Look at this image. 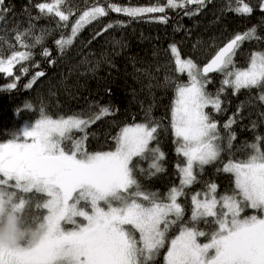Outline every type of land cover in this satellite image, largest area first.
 Listing matches in <instances>:
<instances>
[{"label": "snow or ice", "instance_id": "6c2138e0", "mask_svg": "<svg viewBox=\"0 0 264 264\" xmlns=\"http://www.w3.org/2000/svg\"><path fill=\"white\" fill-rule=\"evenodd\" d=\"M61 2L55 0L56 5ZM204 3L205 0H166L167 7L173 9ZM37 7L41 13L54 12L60 21H69V15L54 5L40 3ZM261 7L264 8V4ZM109 10L130 17L166 12L165 6L160 5L136 8L111 5ZM236 11L251 14L252 8L244 3ZM5 12L4 0H0V20ZM107 14L104 7L98 6L85 11L73 24L67 43L70 44L86 24ZM155 19L167 23L166 15ZM112 27L108 24L104 31ZM102 34L97 33L93 38ZM17 38H21L19 33ZM252 38L259 39L255 37V29L237 34L202 69L190 59H181L177 47L170 46L178 71L186 72L189 78L187 84H176L171 120L177 154L186 158V167L180 169L181 188L195 182L194 167L202 172L204 165L219 160L224 151V137L212 115L204 111L209 106L216 112L221 111L219 93L224 89H219L213 98L205 90L210 82L206 75L222 73V85H229L237 92L241 88L264 89V52L252 54L247 70L236 69L234 65L238 46ZM57 43L63 45L65 40L62 38ZM29 59L28 52H14L6 63L0 58V72L11 75L14 63ZM44 75L43 71L36 72L33 82ZM15 87V83L9 84V88ZM259 99L264 101V91ZM111 114L109 107L101 108L89 119L76 116L52 119L42 114L31 130L0 143V189H8L16 195H42L43 202L35 207L46 210V214L33 218L43 233L39 242L0 248V264H155L166 244L164 264H264V151L259 144L264 138L257 136V143L248 145L252 152L247 159H230L218 169L235 177V190L231 196L221 198L219 211L216 185L210 184L203 200L199 193L192 196L191 218L181 223L184 209L178 197L184 193L172 188L161 199L159 194L144 190L134 175L138 167L132 165L135 157L152 159L151 167L157 173L164 170L158 163L164 158L163 153L149 147L156 139L158 126L146 122L123 127L113 138V151L88 153L84 148L87 127ZM233 123L235 120L224 125L229 133L228 148L235 139L231 132ZM73 129L85 135L74 139L69 135ZM28 202L20 196L15 207L23 211ZM249 208L258 214L242 217L241 213ZM200 223L205 224L208 231L201 230ZM177 224H180L179 234L169 239V230ZM204 236L207 242H199L198 238Z\"/></svg>", "mask_w": 264, "mask_h": 264}, {"label": "trees", "instance_id": "16d2710c", "mask_svg": "<svg viewBox=\"0 0 264 264\" xmlns=\"http://www.w3.org/2000/svg\"><path fill=\"white\" fill-rule=\"evenodd\" d=\"M4 3L0 58L6 61L14 52H28L31 59L18 61L11 75L0 72V143L22 134L23 127L36 122L42 114L52 119L73 116L89 119L101 108L109 107L111 115L102 116L86 129L83 146L88 153L113 151V138L125 126L154 123L158 130L149 147L163 153L164 158L158 163L164 170L155 172L150 158H133L132 165H138L134 175L143 189L159 194L161 199L172 188L180 189L184 193L178 197L184 209L181 223H186L194 210L192 196L199 193L201 198L209 191L208 186L215 184L219 211L221 198L233 194L235 179L232 173L218 169L230 159H247L252 152L248 145L257 143V136L264 138V101L259 99L264 89L241 88L237 92L229 85H222V73L206 76L210 82L205 90L213 98L219 89H224L219 93L221 111L216 112L211 106L204 109L212 115L224 137V151L219 160L204 165L202 172L194 167L195 182L181 188L180 169L186 164V158L177 154L171 120L176 84H187L189 78L186 72L178 71L170 46L177 47L181 59H190L202 69L237 34L255 29V37L259 39L244 40L233 58L236 69L247 70L252 54L264 52V8L261 7L264 0H242V3L241 0H205L203 6L187 4L175 9L168 8L166 0H62L59 5L55 0H4ZM40 3L54 5L69 15V21H60L54 12L41 13L37 7ZM244 3L252 8L251 14L236 11ZM111 5H160L165 6L166 12L130 17L109 10ZM97 6H103L108 14L85 25L75 39L67 43L75 21L83 12ZM189 12L196 14L189 15ZM165 15L167 23L155 19ZM108 24L113 27L104 31ZM100 32L103 34L94 39ZM62 38L65 43L60 45L57 41ZM45 52L48 55H44ZM39 71L45 75L33 82ZM12 83L15 88H9ZM230 120H235L231 124L235 139L228 148L229 133L224 125ZM69 135L80 139L85 133L73 129ZM259 144L264 151V139ZM20 196L29 200L24 209L26 217L33 221L35 212L43 215L44 210L35 207L43 202L42 195L20 193ZM251 212L258 214L255 210ZM199 227L208 231L203 223ZM179 231L180 224L174 225L168 232L169 239ZM198 239L201 243L208 240L207 236ZM167 248L166 244L162 253ZM155 264H160L159 260Z\"/></svg>", "mask_w": 264, "mask_h": 264}, {"label": "clouds", "instance_id": "9594fccd", "mask_svg": "<svg viewBox=\"0 0 264 264\" xmlns=\"http://www.w3.org/2000/svg\"><path fill=\"white\" fill-rule=\"evenodd\" d=\"M18 202L15 193L0 189V248L37 243L43 234L39 225L16 209Z\"/></svg>", "mask_w": 264, "mask_h": 264}, {"label": "rangeland", "instance_id": "374dc122", "mask_svg": "<svg viewBox=\"0 0 264 264\" xmlns=\"http://www.w3.org/2000/svg\"><path fill=\"white\" fill-rule=\"evenodd\" d=\"M98 7H103V6H98ZM146 7H148V6H146ZM125 8H136V7H125ZM91 9H89V10H87V11H90ZM84 13V12H83ZM83 13L81 14V15H83ZM123 14V13H122ZM146 14H149V13H146ZM80 15V16H81ZM79 19V18H78ZM77 19V20H78ZM76 20V21H77ZM75 21V22H76ZM87 25V24H86ZM71 37V31H70V35H69V37L66 39L67 41H68V39ZM66 41V42H67ZM5 63H6V61H5ZM17 63V62H16ZM16 63H14L13 64V66H12V71H13V68H14V66H15V64ZM4 73H7V72H4ZM8 74V73H7ZM34 124H35V122L34 123H32V124H30L29 126H27V125H25L24 127H23V129H22V131L24 132L25 130H31L33 127H34ZM184 167H186V164L184 165ZM183 168V167H182ZM193 173H194V169H193ZM233 174V173H232ZM181 175H182V173H181ZM234 175V174H233ZM182 178H183V175H182ZM234 179H235V177H234ZM17 197H18V199H19V197H20V193L17 195ZM201 200H203V196L201 197ZM218 206V205H217ZM25 208H26V205H25ZM24 208V209H25ZM23 209V213L25 212V210ZM251 211H253L252 209H246L245 211H243L242 213H241V215H242V217H247V216H250V215H253V214H255V213H253V212H251ZM43 214H46V210H44L43 212H42ZM249 213V214H248ZM36 216V212H35V215L33 216V217H35ZM78 219H82V218H78ZM69 227H71V226H69ZM167 252V251H166ZM166 252H164V253H162V251L160 252V254H159V256L161 255L162 257H158L157 258V260H155V263L159 260V262H160V264H164V256L166 255ZM163 258V259H162Z\"/></svg>", "mask_w": 264, "mask_h": 264}, {"label": "water", "instance_id": "95a60500", "mask_svg": "<svg viewBox=\"0 0 264 264\" xmlns=\"http://www.w3.org/2000/svg\"><path fill=\"white\" fill-rule=\"evenodd\" d=\"M213 58H214V57H213ZM213 58H212V59H213ZM210 61H211V60H210ZM210 61H209V62H210ZM209 62H208V63H209ZM208 63H207V64H208ZM207 64H206V65H207ZM206 65H205V66H206ZM214 73H216V72H210V73H208L206 76L212 75V74H214Z\"/></svg>", "mask_w": 264, "mask_h": 264}]
</instances>
